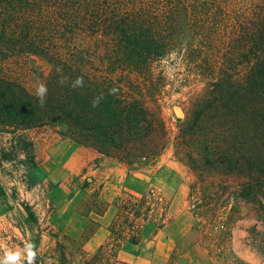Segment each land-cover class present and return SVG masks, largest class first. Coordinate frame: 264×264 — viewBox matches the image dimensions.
<instances>
[{"label":"trees","instance_id":"trees-1","mask_svg":"<svg viewBox=\"0 0 264 264\" xmlns=\"http://www.w3.org/2000/svg\"><path fill=\"white\" fill-rule=\"evenodd\" d=\"M32 58L49 68L44 107L23 65ZM175 59L205 83L191 114L177 123L198 177L191 194L203 206L210 195L214 201L194 214L216 217L224 208L232 217L243 205L257 206L254 248L264 259V0H0V64H16L0 65V128L9 134L0 162L22 157L25 170H37L34 140L24 133L46 125L63 127L67 137L107 157H135L133 145L150 135H159L164 149L171 132L158 100L163 85L152 73ZM61 76L68 84L58 83ZM76 77H83L82 88L70 86ZM207 175L221 178L218 188L206 184ZM143 202L121 205L111 240L83 264H110L107 250L122 237L138 242L130 222L148 219ZM23 205L21 246L26 254L33 246V264H43L42 233L34 241L28 234L30 222H39ZM67 250L57 242L47 255L61 264Z\"/></svg>","mask_w":264,"mask_h":264},{"label":"rangeland","instance_id":"rangeland-1","mask_svg":"<svg viewBox=\"0 0 264 264\" xmlns=\"http://www.w3.org/2000/svg\"><path fill=\"white\" fill-rule=\"evenodd\" d=\"M24 64L27 79L35 88L44 83L48 67L36 58ZM0 65L8 68L16 64ZM14 71L15 76L21 73L19 67ZM152 74V80L163 85L158 100L171 132L164 149L159 135H150L133 145L137 157H106L67 137L63 127L46 125L24 133L34 140L40 162L37 170H25L22 157L13 163L0 162V261L8 252L20 253L19 261L9 264L28 261L21 246L27 239L20 229L27 217L23 205L27 203L39 222H30L28 234L34 241L42 233L39 252L44 254L43 264H53V254L47 253L57 242L69 252L61 264L90 262L108 243L115 206L122 198L129 206L144 200L148 219L130 222L139 229L141 242L133 245L125 240L118 248L107 250L105 258L110 264H264L254 248L257 206L243 205L232 217L224 208L216 217L207 213L197 218L194 214L211 209L214 201L210 195L203 206L199 195L191 194L198 177L190 167L189 148L177 138V123L191 114L205 83L176 59L158 64ZM0 131V147L6 146L9 134ZM153 150L160 153L153 155ZM220 181L219 176L207 175L206 184L211 188H218Z\"/></svg>","mask_w":264,"mask_h":264},{"label":"clouds","instance_id":"clouds-1","mask_svg":"<svg viewBox=\"0 0 264 264\" xmlns=\"http://www.w3.org/2000/svg\"><path fill=\"white\" fill-rule=\"evenodd\" d=\"M69 78L66 76H61L58 80V83L61 86H64L65 84H68ZM72 88H77V87H83L84 86V79L83 77H76V79L74 81H72L71 85ZM117 90L116 89H111L109 91V94H115ZM47 94H48V88L47 85L44 83H40L38 85V87L36 88V97L38 100V103L40 104L41 107H44L46 104V99H47ZM103 99V95L101 94L99 97H96L93 99L92 101V106L93 107H97L99 105L100 100ZM32 247L31 245L26 246L27 248V256H28V261L29 264H33L34 260H35V252L32 251ZM20 259V253H12V252H8L6 254V258L4 261H0V264H9V262H15V261H19Z\"/></svg>","mask_w":264,"mask_h":264},{"label":"crops","instance_id":"crops-1","mask_svg":"<svg viewBox=\"0 0 264 264\" xmlns=\"http://www.w3.org/2000/svg\"><path fill=\"white\" fill-rule=\"evenodd\" d=\"M33 130H35V129H33ZM102 155V154H101ZM104 156V155H103ZM107 157V156H106ZM125 202V201H124ZM123 201H122V198H120V200H119V202L116 204V216H115V220L113 219V221L111 222V224H110V227H109V238H108V242L111 240V236H112V234H111V227H112V225L114 224V222L115 221H117V218H118V213H119V209H120V207H121V205L124 203ZM108 210H109V207L108 208H104L103 210H102V214H106L107 212H108ZM120 214V213H119ZM194 218H196L195 216H194ZM197 219V218H196ZM129 236H127V237H122L121 238V240H118V243H117V248H118V246H120L121 245V243L123 242V241H125L126 240V242L127 243H129V244H133V245H137V244H139L140 242H141V234H140V236H139V240H138V242L137 243H132L130 240H129ZM203 239H204V236H203ZM202 248L204 249L205 248V245H204V242H203V244H202ZM207 248V247H206ZM200 251H201V248L199 249ZM201 261H204V260H201ZM166 264H175V263H168V261L166 262ZM206 264V263H205Z\"/></svg>","mask_w":264,"mask_h":264}]
</instances>
